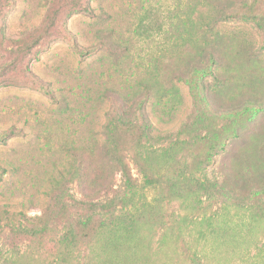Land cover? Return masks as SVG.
<instances>
[{"label": "rangeland", "instance_id": "1", "mask_svg": "<svg viewBox=\"0 0 264 264\" xmlns=\"http://www.w3.org/2000/svg\"><path fill=\"white\" fill-rule=\"evenodd\" d=\"M211 2L0 0V133L9 135L0 141V264H264V185L254 176L250 183L226 178L233 172L231 155L226 170V152L236 142L241 146L251 136V144H264L258 115L234 114L249 95L264 96V90L254 94L249 81L236 89L235 81L246 74L264 82V63L255 61L264 62V31L257 22L219 19L226 1L214 9ZM255 10L264 26V0ZM208 16L218 20L216 32H243L250 43L238 57L230 40L219 42L220 73L233 80L215 96L196 95L203 80L196 73L194 84L178 74L193 72L204 40L199 26ZM121 123L149 134L144 145L153 169L167 176L191 175L194 155L205 153L204 142L191 138L203 137L207 128L243 138L225 141L223 150L217 140L210 163L193 174L220 194L179 201L158 203L164 192L144 184L128 153L133 188L115 174L111 190L90 201L104 206L95 211L101 225L70 251L63 241L71 222L94 213L72 209L73 201L89 200L66 174L69 150L104 143ZM254 129L263 138L251 134ZM177 140L186 141L177 158L159 162L155 155ZM44 211V237L10 233Z\"/></svg>", "mask_w": 264, "mask_h": 264}, {"label": "trees", "instance_id": "2", "mask_svg": "<svg viewBox=\"0 0 264 264\" xmlns=\"http://www.w3.org/2000/svg\"><path fill=\"white\" fill-rule=\"evenodd\" d=\"M225 1V7L223 6V8L217 12V16L220 17L219 19H241L244 21L257 22L259 27L264 31V26L261 24L263 17L255 10L258 0H252L251 2H249V0H238L239 2L236 3L232 0ZM218 3H220V0H212L210 5H212L214 9V7L217 8ZM206 20L207 22L203 26H199L201 27L200 37H203L204 40L199 44L197 50L198 55L193 65V72L190 74L188 71L180 69L178 70V74L182 81L194 84L192 74L196 73L203 78L200 89L198 88L196 90L202 93H196V95L214 94L215 96L221 95L223 88L229 86V81L233 80V75L224 76L220 73L221 68L224 66L219 64L220 61L218 62L217 59L219 55V42H221V39L230 40L232 45L229 48L234 49L233 52L238 57L243 56V54L248 51V45H250V43L243 32H238L240 34H233L232 32L230 36L220 34L216 32L217 29L215 27L218 20L213 19L211 16L206 17ZM225 36H227V38ZM199 40L193 39L192 43L195 44L199 42ZM234 42L236 44H233ZM75 51L79 50L75 49ZM255 59V61L260 64L264 63L261 59ZM193 61H190L188 64H192ZM227 67L230 69L229 65ZM237 67L239 66L237 65L236 69ZM242 69L248 72L250 71L247 62H244ZM231 71H233V69H231ZM247 77L248 75L246 74L241 75V77H235L236 89L242 90L241 85H245L246 81H249L251 82L250 87L254 94L264 90V82L260 78L247 80ZM210 97H207V101H209ZM202 100H205V97ZM239 111L255 113L259 117L261 126L264 125V96L257 101L256 97L253 98L252 95H249L248 99L245 100L243 108L241 110H235L234 114ZM115 126L116 125H114V127ZM230 132L231 130L216 131L207 128L203 137L195 136L191 138L190 143L204 142L205 153L204 156L202 154L194 155L191 175L188 177L167 176V174L165 175L161 170L155 171L153 169V164L155 162L151 161V155L147 154L144 145V141L146 142L149 134L137 125H129L127 123L122 126L121 123L119 126L115 127V130H109L107 139L104 143L91 146L72 147L68 153L70 163L65 171L70 177L69 181H75L78 187L81 188L82 197L89 200L88 203L73 201L74 205L72 209L75 210V208L79 207L85 213H94V216H92V218H81L71 222L64 234V245L68 247L70 251H74L76 248L80 247L82 243L87 241L89 233L92 234L95 229L101 225L98 222V216L95 214V211H102L104 206H98L90 201L97 199L102 194H107L111 190L115 174L119 173L123 177L126 185L133 188L134 181L126 161V155L128 153H132L133 160L143 175L144 184L147 187L159 189L162 193L164 192V199H157L158 203L162 201L185 200L189 197L197 196L200 193L206 196L220 194L221 191L217 189L214 183L205 179H198L194 176V173L200 172L202 170L200 168L201 166L210 163L213 154H215V149L218 148V141L221 143L220 149L223 150L224 146L222 145L225 141L230 139L241 140L243 138V135L229 134ZM255 132L262 137L261 132L259 130L256 131V129L251 131V134ZM8 137L9 135L7 133H0V141H4ZM250 141L251 136H248L246 141H244L247 142L248 145L242 142L241 146H237L238 143L236 142L231 148L234 149V151L230 153V149L226 152L227 163L229 162V155H231L230 162H232L233 171L227 174L226 178L231 179L234 177L238 180L242 179L244 182L249 181L250 183L253 182L254 176L255 180H259L257 185L263 186L264 144L261 143V141L259 144L253 145ZM185 144L186 141L184 140L172 142L166 150H163L160 155H155V157L159 162L162 161L165 164L168 162L171 163V161L177 158ZM236 162L239 163L236 164ZM227 169H230L229 163L226 165V170ZM60 177H64V171L60 173ZM262 189L263 187L260 188V190ZM85 190L95 194L90 196L89 194H85ZM262 193L264 194V192ZM46 219L47 215L44 211L40 216L28 219L29 224L27 225L12 226L9 229L10 233L31 240H38L47 235L49 231ZM31 220H37V223H32Z\"/></svg>", "mask_w": 264, "mask_h": 264}]
</instances>
